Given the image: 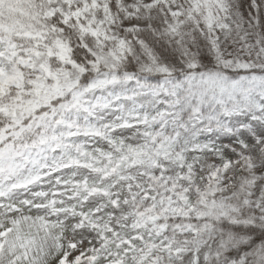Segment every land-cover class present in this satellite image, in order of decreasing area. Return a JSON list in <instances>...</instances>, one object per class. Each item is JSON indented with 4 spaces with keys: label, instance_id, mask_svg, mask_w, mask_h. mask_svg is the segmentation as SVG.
Wrapping results in <instances>:
<instances>
[{
    "label": "snow or ice",
    "instance_id": "1",
    "mask_svg": "<svg viewBox=\"0 0 264 264\" xmlns=\"http://www.w3.org/2000/svg\"><path fill=\"white\" fill-rule=\"evenodd\" d=\"M0 264H264V0H0Z\"/></svg>",
    "mask_w": 264,
    "mask_h": 264
}]
</instances>
